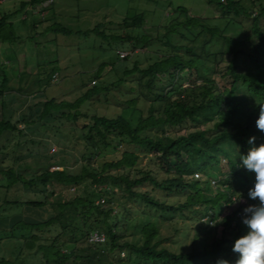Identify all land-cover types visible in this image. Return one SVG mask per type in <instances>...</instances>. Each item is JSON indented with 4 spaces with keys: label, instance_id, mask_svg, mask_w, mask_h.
I'll return each instance as SVG.
<instances>
[{
    "label": "trees",
    "instance_id": "16d2710c",
    "mask_svg": "<svg viewBox=\"0 0 264 264\" xmlns=\"http://www.w3.org/2000/svg\"><path fill=\"white\" fill-rule=\"evenodd\" d=\"M42 1L32 2L40 4ZM244 1L247 0H207V4L215 6L217 18L225 19L228 23L236 22V18L243 14L251 17V34L245 40L227 34L225 28L209 24L206 17L192 14L185 6L175 8V12L183 15L184 20L178 21L177 17H173L175 22L166 26L167 33L162 42L171 52L157 56L161 50H156L154 60L145 68L138 67L137 60H134L131 66L123 68V77L118 79L120 83L133 72L138 73L139 85L144 86L152 97L145 115L135 105L137 101H146L143 92L129 100V105L140 112L135 121L122 114L80 111L81 104L105 89L98 85H93L83 95L67 103L68 113L61 112V115L73 122H77L80 117L88 120L82 125V128L87 129L84 134L86 142L99 141L106 147L115 148V142L125 140L132 149H124L119 158L103 162L96 171L83 165L78 173L55 168L42 171L33 178L23 177L25 187L38 186L37 181L44 191L50 182L55 186L68 187L89 182L98 192L97 197L104 200L95 201L87 195L72 193L67 200L50 201L49 196L56 194L55 190H51L44 194L42 200L22 202L32 207L50 204L53 209V215L44 221L21 224L35 231L55 230V236L42 242L40 234L35 232L31 236L34 241L28 242L31 248L39 243L42 264H130L133 259L135 264H217L218 260L235 264L238 259V254L232 251L235 240L248 231L242 222L243 210L259 203L248 196L249 190L255 185V173L242 166L240 157L247 155L250 148L264 144V133L256 127L258 103H264V24H261L264 20V2L248 0L250 5L245 6ZM7 19L6 15L0 16V42L12 43L19 37ZM143 21L144 16L138 14L132 19L123 18L122 24L142 27ZM177 26L183 31L178 30ZM196 26L200 30L195 31ZM100 27L98 23L91 29L76 33L84 36L94 33L109 43L127 45L117 50L119 60L130 58L138 46H141L143 53L147 52L150 43L147 35L134 38L126 33L107 35ZM49 30L54 33H75L56 21L49 26ZM176 32L188 42L173 43L170 34ZM206 34L210 38L201 40L200 37ZM214 37L221 39L222 46L211 52L209 46ZM119 51H127V55L121 57ZM226 54L232 55L226 68L232 82L229 87H221L211 77V73L214 72L217 56ZM240 54L246 56L244 68H240L237 62ZM160 75L167 78L169 84L156 89L154 83ZM194 77L202 82L196 83ZM50 104L65 107L62 101L50 99L46 101L45 110ZM17 125L18 122L1 121L0 131H14ZM165 126L176 133L171 135L164 129ZM152 128L159 129L160 133L155 136L147 134ZM253 136L256 137L255 142L249 144ZM136 150L151 153L167 176L158 178L151 169L139 166L142 155ZM222 165L227 168L224 177H220L224 174L220 172ZM110 169L121 171L113 174L109 173ZM3 174L8 178L9 187L18 179L20 181L22 176L10 168L4 170ZM200 174L201 177L197 178ZM144 183H150L154 189L167 194L186 195L182 201L169 204L149 191H141L139 186ZM115 188L127 198H139L162 211L200 208L206 216L202 222L203 229L209 227L210 222L219 215V236L210 245L176 252L159 246L158 241H152L158 235V228L154 223H149L142 229L141 244L125 241L124 234L109 220L113 213L109 202L115 194ZM223 200L225 207L222 206ZM95 230L105 234V241H88L89 233ZM59 240L62 244L58 243ZM104 242L109 244L107 249L101 248ZM121 251L127 253L129 260L120 262L121 259H116L115 255ZM0 264L12 263L0 259Z\"/></svg>",
    "mask_w": 264,
    "mask_h": 264
},
{
    "label": "rangeland",
    "instance_id": "374dc122",
    "mask_svg": "<svg viewBox=\"0 0 264 264\" xmlns=\"http://www.w3.org/2000/svg\"><path fill=\"white\" fill-rule=\"evenodd\" d=\"M53 5L56 12L60 13L55 19L56 22L72 29L75 33L64 34L50 31L49 26L54 21L47 22L48 20H43V15L39 14L34 25L26 23L25 26H21L22 39L19 42L21 46L16 48L20 52L18 57L20 65L11 63V66L15 68L14 71H17L16 68L19 66L22 68L19 70V79L22 81L23 89L21 94L29 100L31 97H34L33 101L54 99L56 102L62 101L65 105L61 107L57 104H50L46 107V116L41 123L44 127L39 132L40 136L22 135L11 138L10 144L3 149L4 168H10L15 173L22 174L20 181L18 179L10 187L6 175L0 179V259L10 260L12 264H42V256L38 249L39 243H36L35 248H31L28 242L34 241L31 236L35 232L40 234L41 242L56 234L52 229L35 231L21 226L23 222L36 223L53 215L50 204L43 207H32L22 203L23 201L42 200L45 193L48 194L49 191L55 190V196H49L50 201L67 200L71 198L72 193H77L101 202V198L97 197L98 192L89 182L75 187L55 186L50 182L44 191V187L37 181L38 186L25 187L22 183L23 177L33 178L42 171L55 168H64L78 173L83 165L89 170L96 171L100 169L99 166L103 162L119 158L124 149H132L125 140L115 142V148L106 147L99 141L86 142L84 134L87 129L82 128V125L88 120L80 117L77 122H73L61 115V112L68 113V102L83 95L93 85H98L105 89L81 104L80 111L122 114L135 121L140 112L129 105V100L143 92L146 101L143 103L137 101L135 105L142 109V114H147L152 97L144 86L139 85L137 80L139 74L133 72L120 83L118 79L123 77V68L131 66L134 60H137L138 67L145 68L154 60L156 50H161L157 56L171 52L162 41L167 33L166 26L175 22L172 20L173 17H177L178 21L184 20L183 15L175 12L177 6H185L192 14L206 17L209 24L225 28L227 34L239 40H245L251 34V17L243 14L236 18V22L228 23L225 19L217 18L216 7L208 5L207 0H54ZM244 5H250L249 1H244ZM4 9L5 1L0 5V13ZM138 14L144 16L142 27L122 24L123 18L132 19ZM98 23L101 24L100 29L104 30L107 35L115 36L126 33L132 38L147 35L150 39L146 48L147 52L143 53L141 46H138L130 58L119 60L117 50L126 48L127 45L118 42L109 43L94 33L86 36L76 33V31L91 29ZM261 24H264V20ZM177 29L183 31L179 26ZM194 29L195 31L200 30L198 26ZM170 37L173 43L188 42L180 38L179 32L170 34ZM209 38L207 34L200 37L201 40ZM220 41L221 39L214 37L209 50L214 52L220 49L222 46ZM244 49L248 50L246 47ZM12 53L5 51L8 60L13 59ZM231 57V54L222 57L218 55L216 65L213 66L214 72L211 73V77L221 87L231 85L232 80L226 73ZM245 57V54H240L237 60L240 68L246 65ZM4 59H0V66L4 65L2 63ZM7 67L9 65L3 66V68ZM54 73L57 74V80L53 79ZM162 76H158L154 83L156 89L169 84L168 79ZM193 80L196 83L202 82L201 79ZM11 83L15 85L17 78L12 79ZM164 129L171 135L176 133L168 126ZM159 133L160 130L156 128L147 131V134L154 136ZM17 141H20L19 146H14ZM136 152L142 155L139 166L151 169L158 178L167 176L166 172L159 168L157 159L151 153H143L140 150ZM17 164L18 168L15 169L14 165L17 166ZM119 171L121 169H110L109 173L116 174ZM122 171L125 172L127 169ZM220 172L224 173L220 177H224L227 174V168L222 165ZM199 177L201 174L197 178ZM139 189L149 191L150 194L169 204L182 201L186 195L185 193L167 194L162 190L154 189L150 183L142 184ZM109 203L113 208L110 222L124 234L123 240L131 243L141 244L143 242L142 229L149 223H154L158 228V235L152 241H158L159 246L176 252L210 245L219 236L221 230L219 215L210 222L209 227L202 228V222L206 220V216L202 214L200 208L173 212L162 211L151 207L139 198H127L119 193L117 188ZM222 204L225 207V200ZM220 213H223V209ZM199 227L201 230L197 231ZM61 242L59 240L58 243L62 244ZM101 245L102 249L109 247V244L105 242ZM115 257L121 259L120 262L129 260L125 251H121ZM134 262L133 259L130 264H135Z\"/></svg>",
    "mask_w": 264,
    "mask_h": 264
},
{
    "label": "crops",
    "instance_id": "0c3cea01",
    "mask_svg": "<svg viewBox=\"0 0 264 264\" xmlns=\"http://www.w3.org/2000/svg\"><path fill=\"white\" fill-rule=\"evenodd\" d=\"M5 1V9L0 16L6 15L7 21L12 25L16 35L19 37L12 43L0 42V59L3 60L4 65H9L7 68L0 66V122L10 121L18 122L17 128L14 131L3 130L0 131V179L4 176V148L10 144V139L25 135L26 137H38L41 132V123L46 116V101H33L34 97L29 100L26 96L21 94L22 81L19 79L20 71L22 68H15L11 66V63L19 64L18 57L20 52L16 48L19 45L21 37V26L26 23L34 25L39 18V14L43 15V20L56 21L60 13L56 12L53 5L54 0L47 3L48 0H43L40 4H33V0H0V5ZM49 13V14H48ZM6 52H13V59L8 60L6 58ZM1 63V64H2ZM17 78V83L12 85V79ZM27 84V82H25ZM20 141H17L14 146H19ZM14 168H18L14 165Z\"/></svg>",
    "mask_w": 264,
    "mask_h": 264
},
{
    "label": "clouds",
    "instance_id": "9594fccd",
    "mask_svg": "<svg viewBox=\"0 0 264 264\" xmlns=\"http://www.w3.org/2000/svg\"><path fill=\"white\" fill-rule=\"evenodd\" d=\"M258 107L256 127L264 133V103H258ZM255 139V136L251 137L248 143L254 144ZM240 158L242 166L255 173V185L249 190L248 196L259 203L249 205L243 210L242 222L248 231L235 240L232 251L238 254L235 264H264V144L250 148L248 154ZM217 264L229 262L218 260Z\"/></svg>",
    "mask_w": 264,
    "mask_h": 264
},
{
    "label": "built area",
    "instance_id": "2783aa9c",
    "mask_svg": "<svg viewBox=\"0 0 264 264\" xmlns=\"http://www.w3.org/2000/svg\"><path fill=\"white\" fill-rule=\"evenodd\" d=\"M52 0H48V2H51ZM119 54L121 57H124L127 55V51H119ZM53 79L57 80V74L54 73L53 74ZM104 200L101 199V202H103ZM88 241L89 242H94V243H98V242H103L105 241V234L101 231L95 230L89 233L88 235Z\"/></svg>",
    "mask_w": 264,
    "mask_h": 264
}]
</instances>
